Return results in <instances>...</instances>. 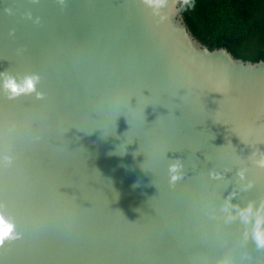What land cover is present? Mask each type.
I'll use <instances>...</instances> for the list:
<instances>
[{"label":"water","instance_id":"obj_1","mask_svg":"<svg viewBox=\"0 0 264 264\" xmlns=\"http://www.w3.org/2000/svg\"><path fill=\"white\" fill-rule=\"evenodd\" d=\"M181 1L0 0V73L39 76L0 87V210L20 235L0 264H264L221 211L264 199V59L203 44Z\"/></svg>","mask_w":264,"mask_h":264},{"label":"trees","instance_id":"obj_2","mask_svg":"<svg viewBox=\"0 0 264 264\" xmlns=\"http://www.w3.org/2000/svg\"><path fill=\"white\" fill-rule=\"evenodd\" d=\"M180 6L189 29L206 46L264 59V0H182Z\"/></svg>","mask_w":264,"mask_h":264},{"label":"clouds","instance_id":"obj_3","mask_svg":"<svg viewBox=\"0 0 264 264\" xmlns=\"http://www.w3.org/2000/svg\"><path fill=\"white\" fill-rule=\"evenodd\" d=\"M33 3H37L38 0H32ZM166 0H142V3L151 7L159 8L165 4ZM61 5L64 0H58ZM191 0H183V4H190ZM2 77V87L8 94L9 99H15L20 95H28L35 91L36 84L39 82L38 75H26L19 82L15 77L0 73ZM37 98H42L40 93H37ZM255 155V153H253ZM9 160L10 158H5ZM254 165L259 169H264V153L259 154V159L253 161ZM178 164H172L169 166V185L174 186L178 180L182 178L181 174H178ZM237 177L243 181L245 179L244 170H239L236 173ZM212 179H221L220 173H209ZM254 187L253 181L249 180L243 186V190L247 191ZM234 194H230L225 198V203L221 206V211L225 213L223 221L225 224H232L237 220L243 226L241 236L245 243L251 241L257 250H264V199H260L258 202L255 200H249L244 205L233 204L232 197ZM0 205V209H2ZM20 238L19 233L16 232L15 224L7 218L3 211L0 210V247H3L6 242H12ZM216 264H234V261L224 256L217 259Z\"/></svg>","mask_w":264,"mask_h":264}]
</instances>
